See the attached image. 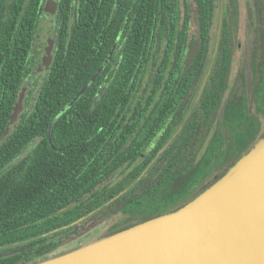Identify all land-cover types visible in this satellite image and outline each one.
<instances>
[{"label":"trees","instance_id":"16d2710c","mask_svg":"<svg viewBox=\"0 0 264 264\" xmlns=\"http://www.w3.org/2000/svg\"><path fill=\"white\" fill-rule=\"evenodd\" d=\"M216 14L213 0H80L76 22L63 33V54L56 55L44 83L31 88L23 112L5 135L24 81L33 70L26 62L33 33L12 31V71L9 63L0 61L6 64L1 78L11 77L12 72V101L0 102V254L23 251L0 258V264H34L64 254L54 252L80 233L87 220L71 224L131 184V180L121 182L110 193L95 191L124 158L121 147L134 133L124 122L138 109L140 96L150 95L149 104L156 106L150 108L153 111L165 107L173 111L181 110L189 92L192 98L196 95L193 85L208 66ZM19 15L14 23L24 21ZM228 29L225 21L205 92L160 157V163H167L160 167L159 181L148 185L156 170L152 167L131 191L98 214L118 205L127 220L142 223L176 211L250 149L264 118V53L261 60L258 53L252 55L256 80L252 92L245 84L240 93L229 96L221 111L231 64ZM261 38L264 41V33ZM116 44L119 49L108 63ZM101 67L98 79L72 104ZM110 70H114L111 77ZM37 90L36 100L31 101ZM154 131L156 126L147 123L132 142L146 145L157 135ZM170 132L161 136L136 177L171 138ZM142 186L141 195H131ZM139 223L115 226L110 235Z\"/></svg>","mask_w":264,"mask_h":264},{"label":"water","instance_id":"95a60500","mask_svg":"<svg viewBox=\"0 0 264 264\" xmlns=\"http://www.w3.org/2000/svg\"><path fill=\"white\" fill-rule=\"evenodd\" d=\"M223 24L222 5L213 61L196 103L201 99L211 74ZM51 59L48 53L46 65L51 63ZM102 71L103 68H100L72 104L85 94ZM26 91L25 87L20 93L10 126L18 121L24 110ZM10 126L5 135L9 133ZM52 126L48 132L49 138ZM181 129L159 151L156 159L166 151ZM148 170L149 167L138 180ZM127 190L104 206L110 205ZM21 251L23 249L0 254V258ZM34 264H264V141L248 157L239 160L227 175L178 210Z\"/></svg>","mask_w":264,"mask_h":264},{"label":"flooded vegetation","instance_id":"af4514ba","mask_svg":"<svg viewBox=\"0 0 264 264\" xmlns=\"http://www.w3.org/2000/svg\"><path fill=\"white\" fill-rule=\"evenodd\" d=\"M79 3L80 0H0V61L1 59H4L7 63H9V69L12 71V31L13 33H17L19 32L20 29H25L27 32H32L34 36L30 44V49L27 53L28 55L26 62L31 63L32 65L31 67H27V69L33 68V70L24 81L25 85L23 88L25 87L27 88L26 96L24 98V103L27 101L29 97L28 93L31 90V88L34 86L39 87L40 84L44 83V81L47 79L54 65L56 55L63 54L62 53L64 49L63 33L70 30L72 28V24L76 22L75 18L77 14V6L79 5ZM213 3L217 11V14L215 15V22L213 24V31H212V35L214 37V43L212 47H210L209 58L206 59V61L209 59L208 60L209 62L204 75L202 77H198L194 82L193 86L194 89L197 91L196 95L192 98L189 92L184 97V102L182 103L181 110H173V111L167 110V107H165L166 109L165 111H153L154 109H156V106H154V104L152 103L149 104V102H151L150 95L146 94L140 96V98H138V107H137L138 109L132 110L124 122V124L128 126L127 131L134 132L133 135L132 134L130 135V140L124 143L121 147V154H124V158L121 159L119 161V165L116 168H114L112 175L106 178L105 183H103L101 186H98L95 189V191L105 189L106 193H110L113 187L116 188L119 184H121V182L131 180V184L126 186L125 189L121 191L123 192L126 189H128L127 192H129L138 182H140L145 177V175H147V173L150 171L152 167H155L156 170H154L151 177H148L147 179L148 185L152 184L153 182L159 181L160 167L163 166L164 163H167V162L160 163V157L163 154L157 159H156L157 154L156 156L153 157V159L148 163L147 166V168L149 167V170L140 180H138V178L143 174V172L146 169H144L138 177H136L135 173L139 170L140 167H142L145 164L146 156L150 154L151 151L157 148V144L160 142L162 135H165L171 131L170 133L172 135L171 136L172 138L173 135L180 128L183 129V127L188 123L189 119L191 118V115L193 113V107L196 103L195 101L199 94L200 88L205 80L206 75L209 73L213 61V55L217 43V32H218L219 17H220V11L222 5L224 9V23L225 21L228 23L229 26L228 36L231 39L229 44L230 53H231L230 54L231 64L229 70L230 73L228 74V79H227L228 86L224 90L222 101L219 106L220 110L221 107H223L225 103L229 101V96L232 93L233 94L240 93V91H242V88L244 87L245 84L247 85L248 91L252 92L254 87V82H256L254 78V74L252 72V65H253L252 55L254 53H258L261 60L264 53V41L261 38L264 33V0H213ZM19 7H21V9ZM239 7H240V13H239ZM241 10L243 11L242 14H241ZM17 12L20 14L19 19L20 20L24 19L23 22L17 21V23H14L16 21ZM24 13H25V18L23 15ZM237 22L240 23L244 22L246 27L243 26L242 28V25L240 23L237 25ZM223 28H224V24H223ZM245 28H246L245 38L247 37L248 40L247 42L251 46H248L247 51L244 53V56L246 57V63H244V59L241 58V63H240L241 65L237 69V74H234L232 72V63H233L232 50L235 46H236V51H235L236 53L238 50H241L242 39H240V32L242 31V29L244 30ZM6 36H8L9 38V43L6 41ZM222 36H223V29H222L220 44H221ZM1 39H3V42H1ZM5 44H7V47H5L6 46ZM118 49L119 48H117V44H116L114 48L111 50L108 60H106L108 61V63L117 53ZM48 53H50L52 59H51V63L49 65H46L45 58ZM217 56H218V52H217ZM217 56L215 62L217 60ZM215 62L213 64V67L215 65ZM4 65L6 64H0V74L2 69H4L2 68L4 67ZM114 67H117V63L114 64ZM101 68H103L104 70V67ZM113 72L114 70H110L109 77H111V74ZM1 76L2 75H0V102L12 101V72H11V77L9 76V78L6 77L1 78ZM244 77L246 83L244 82ZM232 78L235 79V82L231 86L232 88L231 92L225 98V93L230 88V83H231L230 80ZM209 79L207 81L203 93L205 92L206 87L208 86ZM107 84L108 83H104V85ZM142 90L143 92L146 91L145 86L142 87ZM37 93L38 90L35 92L33 96H31V101L36 100ZM159 98L160 97L157 95L153 100H156L155 102H158ZM199 101L197 102V104L199 103ZM253 104L254 103L252 102L250 107L251 111H254ZM151 107H153V110L150 109ZM188 108L189 110L186 111ZM150 115H155V118H150ZM179 119L182 120H180L177 126ZM261 119L263 124L264 118L261 117ZM147 123L155 125L156 131L158 132L156 136L158 135L160 136L158 138L155 136L154 140L152 142L147 143L146 145L133 143L132 142L133 139L136 137L138 132L141 131V128ZM135 125H138V127L135 130H133ZM9 126H10V121L8 123L7 128ZM168 141L164 144V146L168 143ZM136 150H141L143 152L142 153L136 152ZM220 172L221 171H219L218 174ZM218 174L214 175L213 178L210 179V181L215 179ZM208 183L210 182L208 181ZM207 184L201 186L198 191H200ZM143 190H144V186L139 188L138 191L133 192L131 195L139 196L142 194L141 192H143ZM198 191L194 192L184 202H186L188 199L193 197ZM119 194H117L116 196H118ZM184 202L181 203L182 206ZM106 203L107 202H105L103 205L100 206L103 207L102 209L98 210L100 208L99 207L96 210L90 212L92 213V215H90L89 213L86 216L87 218L85 220H87V222L81 227L80 233L73 234L72 237H69L67 239L64 245H66L69 242V240H71V238L79 237V235L82 234L81 231L85 230L86 227L89 226L90 222L92 223V221L94 220L95 221L97 220L98 223L94 225L93 229L100 227L104 223L108 224L106 231L104 232V234L100 235L99 238L109 236L110 233H112L111 231H113V228L115 226L118 229V227L123 228L140 222L139 219L127 220L125 213L120 211L118 205H115L114 207L107 209L105 213L98 214L100 211L110 206V205L104 206ZM114 216H115L114 218L115 221H111V219ZM64 245H62L61 247H63ZM60 248L57 251H55L54 254H57ZM74 249H71L69 251H72Z\"/></svg>","mask_w":264,"mask_h":264},{"label":"rangeland","instance_id":"374dc122","mask_svg":"<svg viewBox=\"0 0 264 264\" xmlns=\"http://www.w3.org/2000/svg\"><path fill=\"white\" fill-rule=\"evenodd\" d=\"M238 8V7H237ZM236 8V10H237ZM239 13H240V7H239ZM243 13V11L241 10V14ZM240 22H237V25ZM243 26L246 27V25L243 23H240ZM245 32H246V28L240 32V39H242V44H241V50H238L237 53L236 51V46L233 48L232 53H233V59H232V72L234 74H237V69L239 68V66L241 65V58L244 59V63H246V57L244 56V53L247 51L248 46H251L247 41V37L245 38ZM243 64V62H242ZM230 83V88L226 91L225 93V98L229 95V93L231 92L232 88V84H234L235 79L232 78ZM224 109V106L221 108V111ZM264 141V119H263V124H262V128H261V132L260 135L258 136V139L254 142V144L251 146V148L247 151V153L243 156L244 159L246 157H248L254 150H256L260 145L261 142ZM242 157V158H243ZM241 158V159H242ZM240 159V160H241ZM237 164V163H236ZM235 164V165H236ZM234 165V166H235ZM232 166L231 168L227 169L225 172L223 173H219L217 175V177L211 181H209L210 183H208L206 186H204L200 191H198L193 197H191L190 199H188L186 202L183 203V205H186L187 203L191 202L192 200H194L195 198H197L198 196H200L203 192H205L207 189H209L210 187H212L216 182H218L220 179H222L225 175L228 174V172H230V170L234 167ZM211 178V177H210ZM115 216L111 219V221H115ZM98 223V221L94 220L92 221V223L90 222L89 226L86 227L85 230L81 231V235H79V237L76 238H71V240H69V242L64 245L63 247L60 248V250L57 252V254H61L63 252H67L71 249H76L78 247H80L83 244L89 243L93 240L96 239H100V235L104 234V232L106 231V228L108 227L107 223L102 224L100 227L93 229L94 225ZM90 228V229H89Z\"/></svg>","mask_w":264,"mask_h":264}]
</instances>
